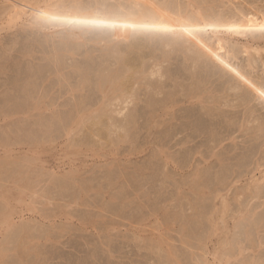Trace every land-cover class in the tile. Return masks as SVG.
<instances>
[{
    "label": "rangeland",
    "instance_id": "rangeland-1",
    "mask_svg": "<svg viewBox=\"0 0 264 264\" xmlns=\"http://www.w3.org/2000/svg\"><path fill=\"white\" fill-rule=\"evenodd\" d=\"M231 2L248 10L264 11V0ZM201 6L234 10L229 0H206ZM68 35L43 33L27 24L0 34V264H262L264 101L215 58L221 56L251 83L260 85L264 83L260 57L254 53L258 62L251 70L247 55L240 53L244 41L234 40L223 46L217 36L202 32L198 39L204 43L199 42L213 51L204 55L213 54L210 64L203 56L207 63L201 60L205 68L202 73V66L193 64L195 50L182 49L183 40V47L201 48L194 40L180 39L179 44L178 39L174 45L181 48L168 47L172 49L169 55V50L161 48V36L134 35L145 41L142 52L149 55L145 59L140 49V53L133 51L138 54L132 53L130 59L143 54L146 60L144 67V61L137 58L142 63L140 69L135 66L138 70H133V76L127 73L126 66L120 67L131 76L134 87L129 81L127 87H132L127 89H133L129 91L135 101L127 97L130 105H122L125 110L116 114L110 111L119 110L121 106L117 104L127 98H119L122 91L120 95L114 93L116 98L110 95L114 101L110 96L109 100L115 104L107 101L109 112L104 110L108 105L100 108L107 113L104 117L98 109L101 101L94 104L102 96L97 85L109 70H115L113 77L126 76L120 69L117 72L116 64L120 65L118 57L122 58L123 53L119 55L118 51L125 49L129 38L82 34L81 38L76 36L79 40L75 37L77 40L68 43L73 34L64 40ZM65 42L69 45L63 46ZM162 49L172 58L162 57ZM202 51L199 52H207ZM185 53L191 54V62L190 56L188 60L184 58ZM57 59L61 65H56ZM132 62L131 65L137 63ZM157 62H164L163 73L172 86L164 82V75L153 80L156 76L150 75L151 69L157 71L159 65L151 64ZM99 69L108 70L101 76ZM135 71L144 75H134L138 73ZM190 72L196 83L190 80ZM82 75L95 81L88 86L84 82L87 77L82 80ZM29 76L36 77L39 86L37 91L24 94L23 84ZM135 78L139 83H133ZM158 82L168 84L162 83L168 86V90H161L169 93L165 100L157 91ZM198 83L203 90V105L197 102L181 108L178 104L173 115L159 106L170 102L172 92L171 101L179 97L181 101L187 93L184 89L185 95H180L182 89L188 86L187 90L193 92L192 85L198 87ZM178 87H182L180 93ZM156 96L160 97L156 105L159 110L152 104ZM149 97L154 99L152 107L150 101L147 103ZM34 98L43 100L38 103L43 104L42 110L29 108L25 112L20 108L30 100L35 105L38 101L35 103ZM86 103L95 109L92 111L88 105L85 108ZM96 106L100 112H95ZM150 111L157 113L151 116ZM97 115L100 118H94Z\"/></svg>",
    "mask_w": 264,
    "mask_h": 264
},
{
    "label": "bare ground",
    "instance_id": "bare-ground-1",
    "mask_svg": "<svg viewBox=\"0 0 264 264\" xmlns=\"http://www.w3.org/2000/svg\"><path fill=\"white\" fill-rule=\"evenodd\" d=\"M175 1H177V0H175ZM182 1V2H181ZM180 1V3H178V2H175L177 5H179V4H181V3H183V4H188V5H192V4H196V5H202V4H205V1L206 0H181ZM230 1V3L232 4V6L234 7V10H232L231 12H227L226 10H221V9H218L217 7H208V8H206V7H203L202 6V8L201 7H198V8H196L195 10H193V9H191V8H189V9H186V12H191L192 13V15H193V19L194 20H203L205 17H213V18H215L219 23L217 24V29L218 30H215V29H209L208 31H205V32H207L208 34L210 33V34H212L214 37H216L217 39H219V40H217V41H219L221 44L220 45H227V43H230L231 41H234V40H236V43H242L243 41V45H242V51L240 52V53H244V54H246L247 55V57H248V65H249V69H251V70H254L255 69V67L254 66H256V63L258 62L257 61V59H256V57L254 56V53L257 55V56H259L260 58H258L260 61H262V63L264 64V58L262 57V52L264 51V48L263 47H261V45H262V43H264V31H260V25H262V24H264V11H260V10H248V9H246L243 5H236V6H234L233 5V3L231 2V0H229ZM40 3V0H0V34H1V32L2 31H9V30H15V29H17V28H19V27H24L25 26V24H27L28 25V27L29 28H33V26H32V20L31 19H33V12H34V10H35V8L37 7V5ZM164 19H167V17H164ZM226 27H232V28H235V29H237V31H233V32H227V31H224L223 29L224 28H226ZM246 29H250V30H246ZM69 34V33H68ZM67 33H66V35H68ZM72 33H70L66 38H64V40H66V39H68V37L71 35ZM76 36H78V37H83L82 36V34L80 35V34H73V36H71L70 38H72V39H70L69 38V41H68V43H70L71 41L70 40H75L76 38L78 39V37H76ZM134 36V35H133ZM139 35H136V37H138ZM76 37V38H75ZM135 36L134 37H131L130 38V36L129 37H127L126 38V40L129 38V44H124V46H125V49L123 48L124 46H121V48H123L122 50H120V51H118V53H119V55H120V53L122 52L123 53V56H122V58H121V55H120V57H118V63H120V65H118V64H116L117 66H119V67H117L118 68V70H117V72H120L121 70V73L123 72V75L125 74L126 76H123V78H121V75H118L119 73H117L116 72V74L115 75H118L119 77H117V76H111V74L112 75H114L113 74V72L115 71V70H109V72H106L108 69H105V70H102V72H101V70L99 69V71L101 72L100 73V75L103 73V72H106V75H107V73H109L107 76H104V77H100L101 79H99V82H98V79H97V81H96V83L98 82V85L97 86H99V90L98 91H101V95L102 96H99V98L101 99V97H102V100H96V101H98L97 103H96V101H94V104H97L98 105V103L100 102V104H99V107H98V109L99 110H102L103 112H104V110L107 112H109L111 109H110V105L108 104L111 100H109V98L111 97L110 95H112V96H114V93L116 94V92H118V95H120L119 96V98L121 97L122 98V95H123V98L125 99V98H127V97H132L133 98V96H135L134 94H132V91H131V93H130V91L129 90H133L132 88L131 89H127V88H130V87H132L133 85H132V83H131V81H130V77L131 76H133V70L134 69H136V70H138V66L142 63V61H144V59H143V57H142V55L144 54V55H146V56H144L145 57V59H146V57H147V59H148V56H147V54L148 53H145V51H144V53L142 52L144 49H145V47L143 46V45H145V44H143V42L145 43V41H143L142 42V39L141 40H139L140 38H138V40H137V38H136ZM164 37V36H163ZM162 36L161 37H159V39L158 38H156V39H158L159 41H161L162 42V44L164 45L163 47L161 46V48H163L164 49V47H165V49L166 50H169V48L168 47H174L175 48V46L177 45V41H178V39L177 38H172V37H168V39H160V38H163ZM79 38V39H80ZM165 38V37H164ZM216 38H214V39H216ZM76 39V40H77ZM78 39V40H79ZM147 40V39H146ZM180 40V39H179ZM199 40V39H198ZM66 41V42H67ZM124 41V40H123ZM140 41V42H139ZM186 41V40H185ZM184 40H183V43H182V41L180 40L179 42V44H183L182 45V49H187V51L188 52H191L190 50H195L194 52V54H195V58L193 59L194 60V63H193V61H192V63L194 64V65H196V66H198L200 63H201V60L203 59V56L204 55H208V54H210V53H213V51H211V49L213 50V47L210 49L209 48V46H208V49H210V51L211 52H209L208 50H206V48L205 47H207L205 44L203 45V44H201L200 42H202L203 40L202 39H200L199 41L200 42H197V41H194V43L195 42H197V44L199 43V44H201L200 46H201V48L199 49V48H195V49H189L190 48V44H192V43H190L189 45H187L188 44V42H189V40H188V42H187V44H185V45H187V47L188 48H186V46L185 47H183L184 46V42H185ZM63 43V46H65V44L67 45L68 43ZM142 42V43H141ZM191 42V41H190ZM251 42H255V44H253V45H249V43H251ZM142 44V46H143V48L141 47V44ZM193 43V44H194ZM203 43H204V41H203ZM174 44H176V45H174ZM178 44V47L179 48H181V45H179ZM198 44V45H199ZM69 45V44H68ZM128 45V46H127ZM161 45V44H160ZM202 45H203V47H202ZM254 45H256V47L254 46ZM119 46V47H120ZM193 46V45H192ZM197 46V45H196ZM195 46V47H196ZM118 47V49L117 50H119V49H121V48H119ZM177 46H176V50L178 49L179 50V48H178ZM211 47V46H210ZM148 48V47H147ZM205 48V49H204ZM138 49H140V51H141V53H143V54H140V55H136V57H131V59H130V55H132V53H135V52H133L134 50L136 51V50H138ZM162 49V50H163ZM182 49H180V50H182ZM196 49H197V52H196ZM57 50V49H56ZM172 50V49H171ZM171 50H169V53L171 52ZM175 49H173V51H176ZM207 51L206 53H203V51H202V53L203 54H201V52H199V51ZM26 51H28V49L26 48ZM54 51H55V49H54ZM58 51V50H57ZM140 51L138 50V52L140 53ZM165 53H167L168 51H165V50H163ZM56 52V51H55ZM147 52V51H146ZM209 52V53H208ZM230 52H233V57H234V59H238V55L236 56V54H235V50L234 49H232V51H230ZM121 53V54H122ZM164 53V55H162V57L163 56H165L166 55V57H165V59H167V57L169 56V55H171V53L169 54V53H167V54H165ZM173 53V52H172ZM5 54V53H4ZM26 54L27 55H30V53L29 52H26ZM135 54H138V53H135ZM169 54V55H168ZM199 54V55H198ZM235 54V55H234ZM151 55V54H150ZM196 55H198L197 56V58H196ZM212 55L213 54H211L209 57L211 58L212 57ZM137 56H139V57H137ZM185 56H187V57H184L185 59H187L188 60V56H190L191 57V59L189 60L190 62H191V60H192V56H191V54L189 55H186V53H185ZM255 57V59H254V57ZM2 58H4V56H1ZM29 57H31V56H29ZM170 58H172V56H169ZM194 57V56H193ZM209 57L207 56V57H205L204 56V58H207V60H209V62H208V64H210V62L212 61V60H210L209 59ZM6 58H8V57H6ZM119 58H120V60H119ZM135 58V59H134ZM137 58H139L138 60H142L141 62H140V64H139V62L138 61H136L137 60ZM170 58H169V60H170ZM132 59L133 60H135V62H137V63H135V64H133V65H131L133 62H132ZM59 62H58V61ZM56 60V65L58 64V63H60L59 65H61V62H60V60L59 59H57ZM117 60V59H116ZM168 60V59H167ZM186 60V63L187 62H189V61H187ZM207 60H206V62H205V59L204 60H202L203 62H205V63H207ZM130 61H131V64H130ZM146 61V60H145ZM145 61H144V63H143V66L145 67V65L144 64H146L145 63ZM163 61H165V60H163ZM190 62L188 63V64H190ZM202 62V63H203ZM163 63L164 62H162L161 63V65L157 62V64L155 63H153V64H151V65H159V67H158V69L156 68V70L157 71H155L154 69H151V71H152V73L150 74L151 76H156L155 78L154 77H152L153 78V80L154 79H156L157 78V76H159L160 78H163V76L162 75H164V71H163ZM207 64V65H208ZM55 65V66H56ZM201 65V64H200ZM122 66H126L125 68L128 70V74H130V73H132V74H130V75H128L127 73H124V72H126L125 70V68L123 67V69H125V70H123V69H121L122 68ZM135 66H137L138 68H136ZM143 66H142V68H143ZM188 66V65H187ZM189 66H191V65H189ZM188 66V67H189ZM202 67V69H199V70H201V72L203 71V70H205V68L203 67V65H201ZM59 67H62V66H58V68ZM115 67V68H116ZM121 67V68H120ZM151 67H153V66H150V68ZM155 67V66H154ZM153 67V68H154ZM192 67V66H191ZM195 67V66H194ZM193 67V68H194ZM206 67V66H205ZM115 68H113V69H115ZM159 68H162V71L161 70H159ZM193 68H191V69H193ZM200 68V67H199ZM204 68V69H203ZM209 68V67H208ZM119 69H120V71H119ZM140 69V68H139ZM144 69V68H143ZM142 69V70H143ZM190 69V68H189ZM189 70V71H192V70ZM197 69V67H195V70ZM30 70V69H29ZM87 70V69H86ZM142 70H140V71H142ZM194 70V71H195ZM79 71H80V69H79ZM110 71H112V73H110ZM130 71V72H129ZM207 71H208V69H207ZM81 72H82V70H81ZM84 72V71H83ZM82 72V73H83ZM138 71H135V73H137ZM164 72V73H163ZM198 72V70H196V73ZM200 72V71H199ZM200 72V73H201ZM206 72V71H205ZM81 73V74H82ZM87 73V72H86ZM163 73V74H162ZM195 73V72H194ZM203 73V72H202ZM28 74V73H27ZM84 75H86L85 73H83ZM88 74V73H87ZM104 74V73H103ZM102 74V75H103ZM138 74H142L141 72H138L137 74H134V75H138ZM149 74H148V76H149ZM193 73H191L190 72V74L188 75L189 76V78L190 77H192L193 75H192ZM32 75V74H31ZM96 75H98L99 76V74L97 73ZM96 75H95V79H96ZM101 75V76H102ZM105 75V74H104ZM142 75H144V74H142ZM191 75V76H190ZM195 75V74H194ZM202 75V74H201ZM201 75H199L200 77H201ZM83 76V75H82ZM97 76V78H99ZM128 76V77H127ZM130 76V77H129ZM196 76H197V78H198V80L200 79L199 77H198V74H196ZM87 76H83V78H81L82 80L84 79V78H86ZM125 77V78H124ZM141 77V76H140ZM164 77L166 78V76L164 75ZM29 78H30V76H29ZM38 78V77H37ZM88 78H90V76H88L87 77V81H84V82H87V84L89 83V84H91V82H92V84H93V81H95V80H93L92 79V81H90L91 79H88ZM187 78V77H186ZM33 78H30V79H27L26 81H27V83H26V81H25V83L26 84H23L24 85V94H25V91H30V92H33V91H37V89H38V86L39 85H36L37 83H36V80H38V79H36V77L32 80ZM36 79V80H35ZM134 79V78H133ZM132 79V80H133ZM138 79H140V78H138ZM138 79H137V81H138ZM150 78H148V80H149ZM158 79V78H157ZM167 80L169 79L168 77L166 78ZM166 79H164V82H170L169 80L168 81H166ZM192 79H195L194 77L192 78ZM81 80V81H82ZM85 80V79H84ZM88 80H89V82H88ZM147 80V79H146ZM170 80H172V78H170ZM174 80V79H173ZM173 80H172V82H173ZM189 80V79H188ZM190 80H191V78H190ZM39 81V80H38ZM130 81V83H131V85L132 86H130V87H127V86H129L130 85V83H128ZM192 82L194 81V80H191ZM195 81L197 82V80L195 79ZM194 81V82H195ZM136 82V78H135V80L133 81V83H135ZM150 82V81H149ZM156 82H157V80H156ZM155 82V83H156ZM164 82H162V83H164ZM176 82L179 84V82L177 81V79H176ZM176 82H174V84L176 83ZM192 82L190 83L189 82V86H190V84H192ZM195 82V83H196ZM199 82H201V79L199 80ZM204 82V81H203ZM82 83H83V81L80 83L81 84V86H82ZM136 83H139V82H136ZM135 83V84H136ZM161 83V85H159L160 84V82H158L157 84H156V86L158 85V86H160L159 88H157V89H160V90H157L159 93H162L166 88H167V90H168V86L165 88L164 87V84H162ZM195 83H193L194 85H196ZM86 84V83H85ZM89 84H88V86H89ZM129 84V85H128ZM150 84H153V89L152 90H156L155 88V84L151 81V83ZM168 84H170L171 85V83H168ZM168 84H165V85H168ZM177 84V85H178ZM182 84H184V83H182ZM199 84V83H198ZM22 85V86H23ZM83 85H84V83H83ZM147 85V84H146ZM163 85V86H162ZM177 85H175L174 86V89L176 88V86ZM194 85H192L191 87L193 88V92H190V89L189 90H187V84H186V88H183L182 89V87L180 88V89H182L183 91V93H180L179 92V87L180 86H184V85H178L179 87L177 88V93H180V95L181 94H183V96L185 95V93H184V91L186 90L187 91V93H189V94H187L186 93V95H185V97H182L181 99V101L179 100V98L176 100H174V101H171L172 99H174V98H172L173 96V94H174V92H170L171 94H170V97H169V99L171 98V100H170V102H166V103H164V104H160L159 105V103L157 102L158 101V99L160 98H158L157 96H159L156 92L155 93H153V94H157V99H155L156 100V102H155V100H154V102H153V100H150V98L151 97H149V100L147 101V103L150 101V104L152 103V104H154V108H156V109H158L157 107H156V105H159L161 108H163L164 110H167V111H169V112H171L172 114L171 115H173V109L175 108V107H177L178 108V104L180 105V107L182 108V106H183V104L185 105V104H193V106H194V104L195 103H197V102H200V104L202 103V105H203V90H202V87L200 86V84L198 85V87H196V86H194ZM21 86V87H22ZM94 86H95V83H94ZM172 86V85H171ZM204 86V85H203ZM36 87H37V89H36ZM134 87V86H133ZM164 87V90L163 91H161L162 90V88ZM200 87H201V89H200ZM86 89H87V87H85ZM85 88H81L82 90L84 89L85 90ZM191 88V89H192ZM204 88V87H203ZM72 89V88H71ZM173 89V91H175ZM185 89V90H184ZM194 89H196V91H194ZM16 90V89H15ZM23 90V89H22ZM83 90V91H84ZM202 90V91H201ZM41 91V90H40ZM71 91H73V90H71ZM75 91V90H74ZM86 91V90H85ZM84 91V92H85ZM119 91H122V93H120L119 94ZM189 91V92H188ZM13 92V91H12ZM29 92V93H30ZM167 92V91H166ZM165 92V93H166ZM23 93V92H22ZM27 93V92H26ZM28 93V94H29ZM176 93V94H177ZM34 94V93H33ZM99 94H100V92H99ZM151 94V93H150ZM167 94L169 95V93L167 92L166 94H164V93H162V98L165 100V96H167ZM4 95V94H3ZM31 95H32V93L30 94V97H31ZM35 95V94H34ZM118 95H116L117 97H118ZM179 95V94H178ZM27 96V95H26ZM110 96V97H109ZM116 96H114L115 98H116ZM153 96V95H152ZM5 97H7V96H4V99H5ZM13 97V96H12ZM39 97H40V95H39ZM109 97V98H108ZM114 97H113V99H114ZM154 98H155V96H153ZM178 97V96H177ZM28 98V97H27ZM161 98V99H162ZM12 98H10V100H11ZM110 99H112V97L110 98ZM112 99V100H113ZM118 99V98H117ZM116 99V100H117ZM134 99V98H133ZM167 99V98H166ZM169 99L168 100H166V101H169ZM9 100V101H10ZM34 100H35V98H34ZM120 100V99H119ZM118 100V101H119ZM128 100H130L129 98H127L125 101H122V100H120L119 101V104H117L118 105V107H120V109L118 110V109H115V110H113L112 109V111H110V112H112V113H114V112H116V114L118 113V114H122V112L125 110V109H123L122 108V105H127V104H129V102H128ZM31 101V100H30ZM30 101H28L29 103L28 104H26V105H24V103L22 104V105H20L21 103H19V105L20 106H22V107H20V108H22L23 110H25V112L26 111H28L29 110V108H33L34 110H37V109H41V105H43L42 103V101L43 100H41V99H38V98H36V100H35V103H36V101H38L35 105H33V103H30ZM39 101H41L42 103L40 104V106L38 105V103H40ZM83 101V100H82ZM107 101H108V103H107ZM114 101V100H113ZM133 101V100H132ZM132 101H131V103H132ZM134 101H135V99H134ZM133 101V102H134ZM160 101V100H159ZM163 101V100H162ZM25 102V101H24ZM33 102V101H32ZM112 102V101H111ZM117 102V101H116ZM165 102V101H164ZM5 103V102H4ZM8 103V102H7ZM83 103H85V102H83ZM113 103V102H112ZM112 103H110V104H112ZM162 103V102H161ZM181 103V104H180ZM9 104V103H8ZM12 104H13V102H12ZM16 104V103H15ZM88 104H89V102H88ZM87 103L86 104H84L85 105V108H86V106L88 105ZM90 104H92V103H90ZM89 104V105H90ZM93 104V105H94ZM113 104H115V103H113ZM113 104H112V106H113ZM134 104L136 105V103L134 102ZM149 104V103H148ZM152 104L151 105H149V106H151L152 107ZM11 105V104H10ZM14 105V104H13ZM12 105V106H13ZM16 105H18V103L16 104ZM88 105V106H89ZM109 106V108H108V106ZM120 105V106H119ZM130 105V104H129ZM182 105V106H181ZM201 105V106H202ZM24 106V107H23ZM33 106V107H32ZM105 106H107V107H105ZM128 106V105H127ZM146 106V108H148V106H147V104L145 105ZM191 106V105H190ZM225 106V105H224ZM7 107V106H6ZM9 107V106H8ZM16 107V106H15ZM45 107V106H44ZM106 109H105V108ZM117 106H116V108H118ZM159 107V108H160ZM187 106L185 105V107L183 106V108H186ZM198 107H200L199 105H198ZM88 108V107H87ZM89 108L91 109V108H93V109H95V106H93L92 107V105H91V107L89 106ZM100 108H104V110L103 109H100ZM107 108L109 109V110H107ZM125 108H127V107H125ZM161 108H160V110H161ZM201 109H203L204 108V106H202V107H200ZM15 109V108H14ZM28 109V110H27ZM45 109H47V106L45 107ZM93 109H91L92 111H93ZM149 109H151V108H149ZM219 109V108H218ZM11 110V109H10ZM42 110V109H41ZM48 110V109H47ZM96 110H97V106H96ZM99 110H97V111H95V112H100ZM152 110H154L153 108H152ZM159 110V109H158ZM172 110V111H171ZM175 110V109H174ZM212 110V109H211ZM5 111V110H4ZM32 111V110H31ZM101 111V112H102ZM114 111V112H113ZM157 111V110H156ZM216 111V110H215ZM151 113H149L150 115L153 113V112H155V111H150ZM168 112V113H169ZM13 113V112H12ZM28 113V112H27ZM157 112H155V114H156ZM5 114V113H4ZM6 114H8V113H6ZM99 114H101V113H99ZM106 114V115H105ZM155 114H153V117H154V115ZM27 115V114H26ZM61 115V114H60ZM103 115V114H102ZM108 115H109V113H108ZM213 115V114H212ZM98 116H99V118H100V115H97V117L95 116L94 118H97L98 119ZM104 117L105 116H107V113H105L104 112V115H103ZM102 116V117H103ZM132 116H133V114H132ZM131 116V117H132ZM152 116V115H151ZM8 117V116H7ZM6 117V118H7ZM10 117V116H9ZM101 117V119H99L100 121L104 118H102ZM135 117V119H136V116H134ZM134 117H132V119H134ZM150 117V116H149ZM153 117H151L150 119L152 120V118ZM155 117H157V116H155ZM175 116H172V118H174ZM94 118L92 117V119L94 120ZM107 118V117H106ZM109 118V117H108ZM176 118V117H175ZM179 118V117H178ZM182 118H184V116L182 117ZM5 119V118H4ZM3 119V117H2V120H4ZM7 119H9V118H7ZM51 119V118H50ZM109 119H112V117L110 116V118ZM155 119V118H154ZM54 120V119H53ZM92 120V121H93ZM96 120V119H95ZM93 121V123L94 122H96V121ZM172 120H175V119H172ZM45 121V120H44ZM43 121V122H44ZM134 121V120H133ZM180 121H181V117H180ZM7 122V121H6ZM40 122V121H39ZM98 122V121H97ZM106 121H105V118H104V123H105ZM107 122H108V120H107ZM110 122V121H109ZM109 122H108V124H109ZM111 122H113L112 120H111ZM117 122V121H116ZM8 123V122H7ZM42 123V122H41ZM46 123V122H45ZM92 123V124H93ZM100 122H98V124H99ZM102 123V122H101ZM103 123V124H104ZM114 124H115V122H113ZM176 123V122H175ZM10 124H11V122H10ZM47 124V123H46ZM55 124V123H54ZM106 124V123H105ZM111 125H112V123H110ZM113 124V125H114ZM117 124V123H116ZM116 124H115V127H116ZM1 125V124H0ZM6 125V124H5ZM95 125H97L96 123H95ZM112 125V126H113ZM4 126V125H3ZM2 126V127H3ZM34 126V125H33ZM48 126V125H47ZM56 127V126H55ZM5 128H6V126H5ZM4 128V129H5ZM32 128V127H31ZM36 128V127H35ZM117 128V127H116ZM3 129V130H4ZM43 129V128H42ZM50 129H52V128H50ZM95 129V128H94ZM108 129V128H107ZM101 131V130H100ZM104 131V130H103ZM26 132V131H25ZM40 132V131H39ZM96 132H97V130H96ZM102 132V131H101ZM100 132V133H101ZM129 132V131H128ZM49 133H51V132H49ZM103 134V133H102ZM104 135H105V133H104ZM27 136V135H26ZM30 136V135H29ZM34 137V136H33ZM33 137H32V139H33ZM120 137V136H119ZM166 137H167V134H166ZM31 139V140H32ZM88 139V138H87ZM12 140V139H11ZM23 140V139H22ZM34 140V139H33ZM39 142V141H38ZM33 144V143H32ZM10 145V144H9ZM27 145V144H26ZM28 158V157H27ZM157 158V157H156ZM30 163V162H29ZM25 164V163H24ZM12 167V166H11ZM22 167V166H21ZM15 170V169H14ZM7 173V172H6ZM19 175V174H18ZM112 176V175H111ZM53 177V176H52ZM67 178V177H66ZM66 178H64V179H66ZM70 178V177H69ZM57 179V178H56ZM53 180H55V179H53ZM59 181H61V180H59ZM58 181V182H59ZM19 202V201H18ZM6 205V204H5ZM4 208V207H3ZM2 208V209H3ZM12 211V210H11ZM4 215V214H3ZM6 220H7V218H6ZM5 222H7V221H5ZM24 228V227H23ZM207 263V262H206ZM205 263V264H206ZM208 264V263H207ZM212 264V263H211ZM214 264V263H213Z\"/></svg>",
    "mask_w": 264,
    "mask_h": 264
},
{
    "label": "snow or ice",
    "instance_id": "snow-or-ice-1",
    "mask_svg": "<svg viewBox=\"0 0 264 264\" xmlns=\"http://www.w3.org/2000/svg\"><path fill=\"white\" fill-rule=\"evenodd\" d=\"M198 7L202 8L196 4L177 5L175 0H40L33 12L32 26L53 34H109L117 38L155 35L199 42L200 34L210 28L218 30L219 22L213 17L194 20L192 13L186 12ZM223 30L237 31L232 27ZM260 31H264V24ZM215 58L264 101V83L254 85L221 56Z\"/></svg>",
    "mask_w": 264,
    "mask_h": 264
}]
</instances>
